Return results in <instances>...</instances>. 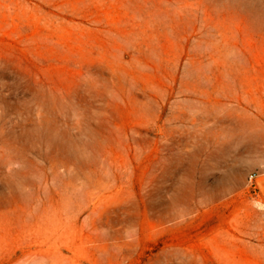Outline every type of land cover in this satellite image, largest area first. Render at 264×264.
<instances>
[{
    "label": "rangeland",
    "instance_id": "374dc122",
    "mask_svg": "<svg viewBox=\"0 0 264 264\" xmlns=\"http://www.w3.org/2000/svg\"><path fill=\"white\" fill-rule=\"evenodd\" d=\"M0 264H264V0H0Z\"/></svg>",
    "mask_w": 264,
    "mask_h": 264
},
{
    "label": "built area",
    "instance_id": "2783aa9c",
    "mask_svg": "<svg viewBox=\"0 0 264 264\" xmlns=\"http://www.w3.org/2000/svg\"><path fill=\"white\" fill-rule=\"evenodd\" d=\"M254 177H255V174H251V175H250V182H251V183H253V179H254Z\"/></svg>",
    "mask_w": 264,
    "mask_h": 264
}]
</instances>
